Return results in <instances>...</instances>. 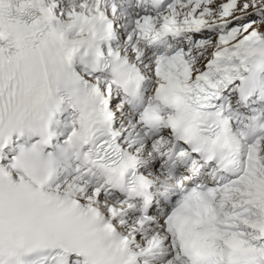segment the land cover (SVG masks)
Segmentation results:
<instances>
[{
    "label": "snow or ice",
    "instance_id": "1",
    "mask_svg": "<svg viewBox=\"0 0 264 264\" xmlns=\"http://www.w3.org/2000/svg\"><path fill=\"white\" fill-rule=\"evenodd\" d=\"M0 264H264V0H0Z\"/></svg>",
    "mask_w": 264,
    "mask_h": 264
}]
</instances>
